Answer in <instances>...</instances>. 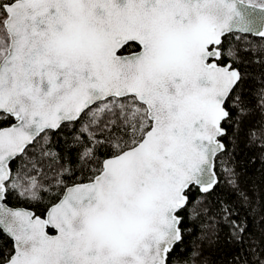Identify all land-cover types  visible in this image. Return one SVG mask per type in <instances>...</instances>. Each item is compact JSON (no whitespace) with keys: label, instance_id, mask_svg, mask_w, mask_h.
I'll use <instances>...</instances> for the list:
<instances>
[{"label":"snow or ice","instance_id":"snow-or-ice-1","mask_svg":"<svg viewBox=\"0 0 264 264\" xmlns=\"http://www.w3.org/2000/svg\"><path fill=\"white\" fill-rule=\"evenodd\" d=\"M0 264H264V0H0Z\"/></svg>","mask_w":264,"mask_h":264},{"label":"trees","instance_id":"trees-1","mask_svg":"<svg viewBox=\"0 0 264 264\" xmlns=\"http://www.w3.org/2000/svg\"><path fill=\"white\" fill-rule=\"evenodd\" d=\"M12 203H15V201H13Z\"/></svg>","mask_w":264,"mask_h":264}]
</instances>
